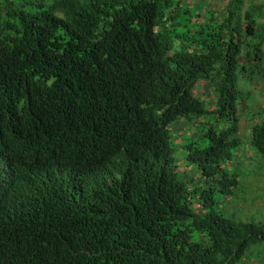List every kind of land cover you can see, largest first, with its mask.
<instances>
[{"label":"trees","instance_id":"trees-1","mask_svg":"<svg viewBox=\"0 0 264 264\" xmlns=\"http://www.w3.org/2000/svg\"><path fill=\"white\" fill-rule=\"evenodd\" d=\"M239 73L264 77V0H0V264H238L264 243L215 209L240 185ZM209 112L228 124L186 146L191 187L172 126Z\"/></svg>","mask_w":264,"mask_h":264},{"label":"rangeland","instance_id":"rangeland-1","mask_svg":"<svg viewBox=\"0 0 264 264\" xmlns=\"http://www.w3.org/2000/svg\"><path fill=\"white\" fill-rule=\"evenodd\" d=\"M205 84V82H201ZM238 87L244 93L240 107V136L242 139L241 148L238 151L234 162L228 163L226 167L231 173L240 174V185L232 195L216 194L217 204L215 209L225 212L227 216H235L237 219L264 223V159L257 155L251 144L250 129L253 122L261 119L258 112L264 110V77L256 74L253 78L241 73L238 74ZM200 96L207 103V108L212 111V92L207 88ZM214 123L217 130L225 128L226 121L217 120L212 112L205 114L202 118L192 121H179L172 126V140L174 142V157L179 165L182 178L190 182L193 187L205 186L204 179L200 176L198 168L189 165L186 158L188 154L187 145L192 141H198L200 146L206 147L209 138L204 132ZM251 156L252 160H247ZM246 160L245 162H243ZM262 168V169H261ZM198 202L194 209L201 212ZM194 239L202 237L195 231ZM238 264H264V243L251 247L238 261Z\"/></svg>","mask_w":264,"mask_h":264}]
</instances>
